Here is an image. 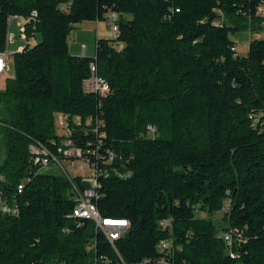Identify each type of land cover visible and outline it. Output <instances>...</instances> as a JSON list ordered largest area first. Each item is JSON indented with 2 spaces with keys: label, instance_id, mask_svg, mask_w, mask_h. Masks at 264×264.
I'll return each mask as SVG.
<instances>
[{
  "label": "trees",
  "instance_id": "16d2710c",
  "mask_svg": "<svg viewBox=\"0 0 264 264\" xmlns=\"http://www.w3.org/2000/svg\"><path fill=\"white\" fill-rule=\"evenodd\" d=\"M260 2L0 0V51L9 16L30 19L25 47L13 53L14 74L0 89V190L17 207L0 211V264H264ZM110 10L120 14L123 47L111 34L96 39L94 57L73 55L68 36L76 24L106 20ZM243 28L251 40L241 56L231 34ZM92 61L110 83L106 96L83 88ZM58 112L67 116L72 146L97 171L100 213L129 221L114 244L93 220L73 216L74 185L83 190L90 181L40 169L32 158L34 142L56 154L66 146ZM216 212H224L223 231L233 230L231 247Z\"/></svg>",
  "mask_w": 264,
  "mask_h": 264
},
{
  "label": "built area",
  "instance_id": "2783aa9c",
  "mask_svg": "<svg viewBox=\"0 0 264 264\" xmlns=\"http://www.w3.org/2000/svg\"><path fill=\"white\" fill-rule=\"evenodd\" d=\"M37 15V10L32 11V16ZM257 15L264 17V0H261L257 7ZM106 20L109 22V29L112 34V45L117 48H122L123 43L118 40L119 37V19L120 14L117 11L110 10L106 13ZM17 20V25L20 31L22 39L26 41L27 36L25 33L26 23L30 21L29 18L24 16L13 14L8 18V33L6 36V48L0 51V75L9 69V64L7 63L8 47L14 42L16 36L11 32V25ZM264 26V21H263ZM259 36L264 38V30L259 33ZM25 46H20L19 50L24 49ZM237 47V45H236ZM236 47H233L236 49ZM83 54L86 52L85 44L82 45ZM83 88L86 92L98 93L100 96H106L110 92V83L108 80L101 76L98 72V65L95 61L90 63V74L83 80ZM59 118V125L61 126L63 132L60 134H65L67 139L65 140L66 146H60L58 148L59 154H56L50 147L45 145L43 142H34L30 146L31 153L33 155V160L35 164H39L40 169L49 170L54 164L64 172L68 177H72L76 174H81L84 176V180H89L91 185L81 190L79 187L74 185L76 206L73 211V216L78 218H87L93 220L96 224L98 230L103 231L107 238L112 244L118 239L129 225L127 219L118 218H106L102 216L93 198L98 195L97 187H99V181L97 178V171L90 164L88 158H83V153L81 149L72 146V141L69 138L71 133L70 125L67 116L63 113L58 112L56 114ZM90 120V119H89ZM78 123L81 122L80 118H75ZM149 133L155 135L158 131V127L155 124H150L148 126ZM110 158L113 157V152L109 151ZM86 167L89 168V173H78L79 169L84 170ZM23 183L18 185V191L22 192ZM226 211L229 209V205L224 208ZM0 211L12 212L17 211L16 205H11L9 200L4 196L3 192L0 190ZM165 224V222H163ZM227 245L231 247L234 241V234L232 229L224 230L222 234ZM173 242L171 240L162 241L161 245L163 248H170ZM231 256L236 258L238 255L234 251H230ZM157 264H170L165 258H162Z\"/></svg>",
  "mask_w": 264,
  "mask_h": 264
},
{
  "label": "rangeland",
  "instance_id": "374dc122",
  "mask_svg": "<svg viewBox=\"0 0 264 264\" xmlns=\"http://www.w3.org/2000/svg\"><path fill=\"white\" fill-rule=\"evenodd\" d=\"M108 30L107 35L109 38H111V31ZM11 32H13L16 36L14 42H12L9 47H8V55H7V63L9 64V67L11 68V71L7 72V74L3 75L2 83L4 80L9 77V74L14 73V61H13V53L15 51L19 50L20 46H25L26 41L22 39L20 35V31L18 26L16 25V22H13L11 25ZM76 33H80V38L81 41L79 44L81 45L82 43H88L89 48L86 52V55L89 57H94L96 54V35H97V28H96V22L94 20H85L83 22H80V24H77L76 27L72 30L70 33V40L75 41V36ZM254 36H257L255 34ZM41 37L38 35L36 38L32 37L29 40L30 46L34 45L38 40H40ZM231 39L236 43L237 47V53L241 56L246 55L249 50V44L251 40V34L250 31L247 28H243L237 33L231 34ZM83 49V48H82ZM82 49L80 48L79 53H74L70 50V52L73 55H82ZM9 70V69H8ZM9 73V74H8ZM57 114V113H56ZM55 123H56V131L57 133H62L63 130L61 126L59 125V118L57 115H55ZM6 157V145H5V138L3 135L0 133V164L3 163L4 159ZM57 166L54 164L51 168H49V171H57ZM78 173H89V168L86 167L84 170L79 169ZM223 214L224 212H216L212 217L214 218L219 234H223V227L225 225L224 220H223ZM205 216H208L207 214L204 213Z\"/></svg>",
  "mask_w": 264,
  "mask_h": 264
},
{
  "label": "crops",
  "instance_id": "0c3cea01",
  "mask_svg": "<svg viewBox=\"0 0 264 264\" xmlns=\"http://www.w3.org/2000/svg\"><path fill=\"white\" fill-rule=\"evenodd\" d=\"M14 22H16L17 25V20H15ZM96 28H97V35H96V39L98 37H104V38H109L107 35L108 30L106 28H108V23L105 19L103 20H96ZM80 24V23H78ZM77 25V24H76ZM18 26V25H17ZM76 27V26H75ZM74 27V28H75ZM81 41L80 38V33H76L75 36V41L70 40V35L68 36V42H69V47L70 50L74 53H79L80 52V48L82 49V45L85 44L86 46V52L89 48V44L88 43H82L81 45L79 44V42ZM85 52V53H86ZM81 54H83V49ZM11 71V68L9 67V70L5 71L3 74L0 75V89L3 87L4 82L2 83V79H3V75L7 74V72ZM9 74V73H8ZM14 73L9 74V76H13ZM2 77V79H1Z\"/></svg>",
  "mask_w": 264,
  "mask_h": 264
}]
</instances>
